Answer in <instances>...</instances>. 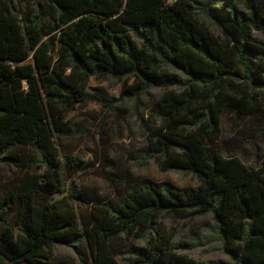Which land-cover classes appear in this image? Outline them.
<instances>
[{
    "label": "trees",
    "instance_id": "obj_1",
    "mask_svg": "<svg viewBox=\"0 0 264 264\" xmlns=\"http://www.w3.org/2000/svg\"><path fill=\"white\" fill-rule=\"evenodd\" d=\"M250 30H264V0H0V145H32L44 168L0 200V264H46L56 246L79 243L93 264H117L110 245L121 235L146 240L129 264H195L147 238L163 214H210L231 260L264 264V166L213 147L225 109H264V44ZM91 77L132 79L128 97L161 90L146 149L159 169L198 185L145 181L119 206L94 204L84 230L67 198L51 199L60 193L53 137L88 100Z\"/></svg>",
    "mask_w": 264,
    "mask_h": 264
},
{
    "label": "rangeland",
    "instance_id": "obj_2",
    "mask_svg": "<svg viewBox=\"0 0 264 264\" xmlns=\"http://www.w3.org/2000/svg\"><path fill=\"white\" fill-rule=\"evenodd\" d=\"M201 20L215 36L222 38L210 19L201 15ZM249 37L264 44V30H250ZM132 84L130 78L91 77L85 88L88 100L75 105L64 119L63 134L53 137L58 153L54 174L60 193L51 199L67 198L84 230L89 226L94 204L119 206L126 192L138 189L145 181L179 189H194L198 185L197 179L187 172L157 167L146 149V134L154 121L153 106L161 90L149 89L137 97H128L124 91ZM219 127L220 136L213 144L217 152L238 158L249 169L264 166V109L246 116L225 109ZM43 171L32 145L7 149L0 145V200L15 192L25 172ZM149 237L163 238L177 255L191 263L237 264L223 252L221 235L210 214L182 218L163 214ZM145 247L146 240L121 235L111 241L110 253L117 264H129L133 249ZM46 264L93 261L84 244L79 243L72 247L56 246Z\"/></svg>",
    "mask_w": 264,
    "mask_h": 264
}]
</instances>
